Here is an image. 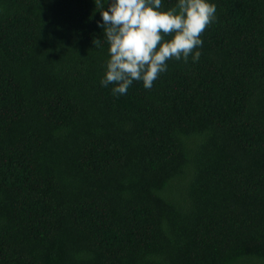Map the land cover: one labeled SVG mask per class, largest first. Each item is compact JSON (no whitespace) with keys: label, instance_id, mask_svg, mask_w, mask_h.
Wrapping results in <instances>:
<instances>
[{"label":"trees","instance_id":"1","mask_svg":"<svg viewBox=\"0 0 264 264\" xmlns=\"http://www.w3.org/2000/svg\"><path fill=\"white\" fill-rule=\"evenodd\" d=\"M212 2L113 95L95 0H0V264H264V0Z\"/></svg>","mask_w":264,"mask_h":264},{"label":"clouds","instance_id":"2","mask_svg":"<svg viewBox=\"0 0 264 264\" xmlns=\"http://www.w3.org/2000/svg\"><path fill=\"white\" fill-rule=\"evenodd\" d=\"M103 39L108 45L102 87L112 85L113 95H126L135 81L151 89L169 60L200 59L201 34L216 18L212 0H176L164 9L163 0H95Z\"/></svg>","mask_w":264,"mask_h":264}]
</instances>
